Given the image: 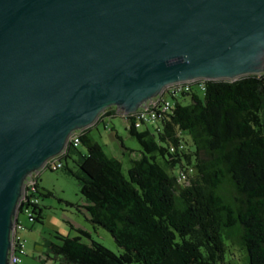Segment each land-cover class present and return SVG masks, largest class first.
<instances>
[{"label":"water","instance_id":"obj_1","mask_svg":"<svg viewBox=\"0 0 264 264\" xmlns=\"http://www.w3.org/2000/svg\"><path fill=\"white\" fill-rule=\"evenodd\" d=\"M264 74V0H0V264L24 186L114 106Z\"/></svg>","mask_w":264,"mask_h":264},{"label":"trees","instance_id":"obj_2","mask_svg":"<svg viewBox=\"0 0 264 264\" xmlns=\"http://www.w3.org/2000/svg\"><path fill=\"white\" fill-rule=\"evenodd\" d=\"M206 85L203 95L195 87L171 95L160 130L124 117L141 145L127 175L122 161L89 134L91 127L77 131V145L68 142L58 156L61 169L80 181L89 219L125 250L118 254L96 239L87 243L83 236L91 234L79 228L80 235L59 234L62 242L51 243L61 264H237L231 258L237 242L247 264H264V74ZM116 114L108 108L95 124ZM68 157L78 170L64 163ZM39 184L37 196L51 194ZM28 207L33 220L43 222L40 202L24 201L20 212Z\"/></svg>","mask_w":264,"mask_h":264},{"label":"rangeland","instance_id":"obj_3","mask_svg":"<svg viewBox=\"0 0 264 264\" xmlns=\"http://www.w3.org/2000/svg\"><path fill=\"white\" fill-rule=\"evenodd\" d=\"M194 87V90L203 95L197 84ZM168 98L174 101L171 95H168ZM179 98L184 103L192 102L191 96H180ZM110 108H115L118 111L115 105ZM113 127L114 130H111L110 128ZM151 127L154 128L153 124ZM116 133L122 137V140L117 138ZM89 134L99 141L109 156L114 155L122 161L126 175L131 164L130 157L141 156L140 142L130 135L127 120L121 113L107 118L105 122L92 125ZM122 142H124V146ZM80 148L86 151L83 145H80ZM66 162L70 169L78 170V166L72 158L64 159L65 164ZM178 171L179 168L175 169L174 172L177 173ZM38 181L40 191L45 194L51 192V194L43 196L38 192L40 205L44 208L43 222L31 220L26 211L18 214L19 222L24 225L23 228L19 229V234L25 239L26 254L21 255L22 260L17 264H61L62 255L57 254L51 248V243L62 242L58 237L59 234L71 237L80 235L79 228L89 231L91 234L92 238L83 236V240L87 243L96 239L118 254L125 250L107 228L98 226L89 219V212L85 208L86 198L81 192L80 181L67 173L65 168L59 170L40 169ZM231 258L237 264H247L246 251L240 243L232 244Z\"/></svg>","mask_w":264,"mask_h":264},{"label":"built area","instance_id":"obj_4","mask_svg":"<svg viewBox=\"0 0 264 264\" xmlns=\"http://www.w3.org/2000/svg\"><path fill=\"white\" fill-rule=\"evenodd\" d=\"M197 84L202 91H205L207 88L206 80L200 78L191 82H181L175 85H170L168 87H165L161 95L159 96V99L157 101L148 104L147 108L139 109L138 111L131 113V114H121L123 117L128 118V116H132L134 119V122L137 127H144L145 125L153 124L158 127V129H161L160 121L163 118V115H165V112L169 111L172 106V100L168 98V95L173 96H179L183 92L189 93L194 87V84ZM105 113V112H104ZM108 126V124H107ZM111 129V128H110ZM112 130V129H111ZM70 140L77 145L79 142H81L80 136L75 132ZM63 167V162L58 159V156H54L51 159H49L44 168H50L54 170H59ZM187 174L185 171H182L179 174V180H186ZM39 184L38 181V175L35 174V176L32 178V180L29 183H26L24 186V197L20 200L19 206L22 202L26 201L31 204L39 203V197L37 194V185ZM25 211L29 218L33 220V211L32 208L28 207L25 208ZM23 224L19 222V219H17L16 226L14 227V233H13V255H12V264H17L21 262L22 254H26L25 250V239L19 234V229L23 228Z\"/></svg>","mask_w":264,"mask_h":264},{"label":"crops","instance_id":"obj_5","mask_svg":"<svg viewBox=\"0 0 264 264\" xmlns=\"http://www.w3.org/2000/svg\"><path fill=\"white\" fill-rule=\"evenodd\" d=\"M127 123H128V122H127ZM116 134H118V133H116ZM113 156H114V155H113ZM114 157H116V156H114ZM137 157H139V156H136V158H137ZM116 158H117V157H116ZM132 158H134V156L130 157V161H131ZM88 232H89V231H88Z\"/></svg>","mask_w":264,"mask_h":264},{"label":"bare ground","instance_id":"obj_6","mask_svg":"<svg viewBox=\"0 0 264 264\" xmlns=\"http://www.w3.org/2000/svg\"><path fill=\"white\" fill-rule=\"evenodd\" d=\"M36 175H38V172L36 173Z\"/></svg>","mask_w":264,"mask_h":264}]
</instances>
